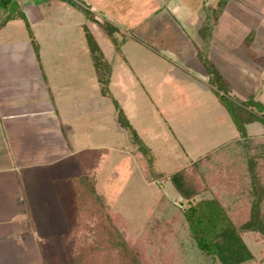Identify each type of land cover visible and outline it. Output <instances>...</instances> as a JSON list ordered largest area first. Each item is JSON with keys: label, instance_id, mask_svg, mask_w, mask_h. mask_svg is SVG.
Segmentation results:
<instances>
[{"label": "rangeland", "instance_id": "rangeland-1", "mask_svg": "<svg viewBox=\"0 0 264 264\" xmlns=\"http://www.w3.org/2000/svg\"><path fill=\"white\" fill-rule=\"evenodd\" d=\"M15 1L10 11L24 13ZM76 1L97 20L116 26L118 49L97 29L111 64L110 91L156 150L163 168L231 150L228 142L237 137L211 91L201 57L226 81L228 98L252 97L264 107V0H227L206 43L198 28L217 0ZM49 14L39 23L24 13L29 31L20 19L0 29V247L5 251L16 244L38 257V248L51 244L50 252L64 264L59 241L65 225L48 184L37 182L34 170L47 173L67 157L74 158L77 150L106 147L111 151L107 177L121 186L113 210L125 221L120 234L127 244L149 264H156L152 256L160 248L172 252L174 264H204L181 225L179 197L167 182L144 181L115 122L111 101L98 93L83 34L75 24L84 23L85 14L66 4ZM244 130L248 136L263 133L258 122L245 124ZM158 189L170 204L155 210V216L168 221L173 214L166 245L149 241L144 232ZM211 190L203 196H212ZM243 241L259 259L264 245L249 233ZM98 251L92 256L95 264H109L104 262L109 247Z\"/></svg>", "mask_w": 264, "mask_h": 264}, {"label": "trees", "instance_id": "trees-1", "mask_svg": "<svg viewBox=\"0 0 264 264\" xmlns=\"http://www.w3.org/2000/svg\"><path fill=\"white\" fill-rule=\"evenodd\" d=\"M50 1L66 4L85 14V22L79 27L98 93L111 101L115 122L126 136V147L144 181L155 185L156 181L167 182L179 197L180 204H185L183 208L180 204L177 206L181 225L203 254L204 264H263L264 247L259 249L261 255L258 259L243 241L244 235L249 233L253 241L264 245V107L261 102L252 97L246 100L228 98L226 81L206 58L201 57L210 74L208 83L211 91L229 115L237 137L234 142H228L231 150L211 151L181 167L163 168L156 150L147 145L132 126L110 91L111 64L99 44L97 29L110 40L113 49H118L120 41L114 35L116 26L107 20H97L87 7L76 0ZM226 1L217 0L209 17L203 19L199 26L198 33L205 43L209 29L216 24ZM0 6V28L9 20L20 19L29 31L24 14L20 10L10 11L16 8L15 0H0ZM251 122H258L263 133L246 135L244 125ZM110 153L106 147L77 150L75 162L73 157H67L64 164L60 162L56 168L44 173L46 177L43 180L50 187L51 197L65 225L59 241L64 264H95L93 254L107 247L110 255H106L105 263L149 264L120 234L125 221L119 212H114L113 199L119 195L121 186L107 177L106 164ZM208 189H213L212 196H203ZM169 204L162 189L155 191L153 210L144 227L146 239L153 243L158 241L160 245H166L170 231H173V214L166 221L154 213L155 210L166 209ZM51 248L50 245L40 247L41 264H60L55 254L50 252ZM172 256V252L160 248L152 257L156 264H174Z\"/></svg>", "mask_w": 264, "mask_h": 264}, {"label": "crops", "instance_id": "crops-1", "mask_svg": "<svg viewBox=\"0 0 264 264\" xmlns=\"http://www.w3.org/2000/svg\"><path fill=\"white\" fill-rule=\"evenodd\" d=\"M18 3L20 4V9L25 13V15L28 18H30V21H32V22H39L40 21L39 23H42L43 20H45V18H44L45 15H50L49 13L52 10H54V8H56V7L59 8L60 6L62 7V5H63V4H53L50 0H19ZM101 3L104 6V8L107 6L102 1H101ZM39 4H42V5H39ZM100 4H96V5H100ZM38 6H40L41 9H39ZM43 6H45L46 9H44ZM39 10H42V11H39ZM14 20H17V19H14ZM9 21H12V20H9ZM9 21H7V22H9ZM6 23H5V25H6ZM80 23H82V22H77L75 24L79 26ZM55 24L58 25L59 27H61L63 25L60 21L56 22ZM41 166H39V167H41ZM41 169L42 168H38L36 170V173H35V170H34V175H36L35 179H36L37 182H41V181L44 182V180L42 178L44 172ZM44 184H45V182H44ZM50 193L51 192H50V189H49L48 190V195H50V197H51ZM43 211H44V209H43ZM14 245H16V244H14ZM14 245L11 244L10 248L6 247L5 251H4V249H2L0 247V264H41V262H40V254H39L40 253V248H38V254H37L38 257H36L34 254L31 255L29 250L28 251H23L21 248L17 249L16 247H14ZM47 245H51V244H47Z\"/></svg>", "mask_w": 264, "mask_h": 264}]
</instances>
